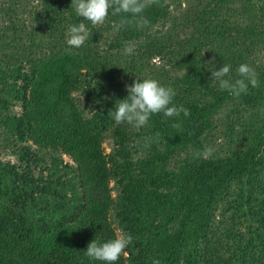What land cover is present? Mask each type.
<instances>
[{"label":"trees","instance_id":"trees-1","mask_svg":"<svg viewBox=\"0 0 264 264\" xmlns=\"http://www.w3.org/2000/svg\"><path fill=\"white\" fill-rule=\"evenodd\" d=\"M71 3L0 5V55L7 54L0 64V264H103L84 251L95 239H115L114 223L132 237L117 264H264V123L245 131L250 112L264 110L263 1L194 0L179 25L159 0L144 12L148 28L119 32L113 25L120 17L93 27ZM80 22L88 37L69 47L67 30ZM127 42L137 46L131 56ZM242 63L259 81L248 94L237 99L211 82L223 64L237 78ZM125 71L134 75L125 86L151 78L173 88L174 105L190 115H153L137 129L117 125L108 113L128 93L115 95L119 82L95 85ZM75 93L90 103L88 112ZM16 104L22 114H8ZM222 108L225 120H215ZM110 129L113 149L106 153ZM207 136L235 149L201 162L180 159L189 148L203 152ZM112 182L120 187L116 198ZM156 185L165 193L152 196Z\"/></svg>","mask_w":264,"mask_h":264},{"label":"clouds","instance_id":"clouds-1","mask_svg":"<svg viewBox=\"0 0 264 264\" xmlns=\"http://www.w3.org/2000/svg\"><path fill=\"white\" fill-rule=\"evenodd\" d=\"M159 0H72L71 8H74L78 17L90 22L93 27L103 25L109 15L118 16L120 20L113 25V31L135 29L144 30L150 26L149 19L144 12ZM89 34L85 22L70 25L66 36L69 47L80 48L84 45ZM135 51L134 44L127 42L124 53L131 56ZM214 63V61H213ZM232 66L223 64L219 70L211 73V82L218 85L219 90L227 91L230 96L239 99L249 92V86L257 88L259 81L257 73L249 64L242 63L236 68L237 78L230 76ZM127 97L117 100L114 108L109 111L108 116L117 125L127 124L135 128H142L148 124L153 115L161 114L168 118L179 117L181 113L185 117L190 111L183 105H174L176 93L173 88L161 85L157 80L151 78H136L133 84L126 85ZM179 124H173L178 128ZM159 133L156 134L159 137ZM206 153L212 149L207 148ZM132 242L131 235L117 236L115 239L99 243L96 239L87 245L85 255L94 261L103 264H117L122 255H127L126 248ZM152 264H161L154 259Z\"/></svg>","mask_w":264,"mask_h":264},{"label":"rangeland","instance_id":"rangeland-1","mask_svg":"<svg viewBox=\"0 0 264 264\" xmlns=\"http://www.w3.org/2000/svg\"><path fill=\"white\" fill-rule=\"evenodd\" d=\"M4 0H0V5H1V7L4 9V5L2 4V2H3ZM30 1V0H29ZM171 1L172 0H165V3L166 4H170V9H172L173 11V14H174V16L173 17H171V18H173V22L175 21L177 24H179V25H182V22H183V17H184V13H182V11L183 10H185L186 9V7H187V5L190 3V5H192L193 4V2H194V0H174V3H176V5H178L180 8H177V9H175L173 6H172V3H171ZM263 1V3H264V0H262ZM175 5V4H174ZM171 11V10H170ZM241 19H238V22L240 21ZM104 25V24H103ZM102 25V26H103ZM101 26V27H102ZM170 28V23H168V25H167V27L165 28V30L164 31H166V30H168ZM2 30H5V27L1 24V22H0V32L2 31ZM111 30H112V26H109L108 27V30L107 31H105L104 33H103V37H109V35H107V33L108 32H111ZM7 32L10 34V35H14V33H12L11 31H8L7 30ZM254 41L256 42V44L258 45L259 44V42H258V39H254ZM101 42H103L102 40H100V43ZM100 43H99V46H101L100 45ZM248 43L246 42V45H247ZM135 48H137V46H135ZM105 49V48H104ZM2 51H0V53H1ZM116 52L115 51H112L111 52V54H115ZM6 55L7 54H2V55H0V64H3L4 62H5V60H4V58L6 57ZM131 64V63H130ZM129 64V65H130ZM156 77V76H155ZM132 80H134V75L132 74V73H129L128 71H125L123 74H121V75H117V74H113V75H111V76H109V77H107V79H105V80H100V79H97V84L95 85V87H107L110 83H118V87H121V88H119V89H117L118 91H117V93H115V95L116 94H120V95H124V94H126L127 93V91H126V87H125V84L126 83H130ZM114 95V96H115ZM73 96H74V98L79 102V104H80V106L85 110V111H89V108H90V103L88 104L86 101H85V99H84V97L83 96H81V95H79V93H75V94H73ZM115 103H116V101L114 100L113 101V103H112V107L111 108H114V106H115ZM235 103H233L232 102V104H230V105H228V106H226L227 108H229V109H231V107L234 105ZM250 113H252L251 114V117H253V119H252V124H250V128H247V129H245V131L246 132H250V129H257V130H263V121H262V119H263V115H264V110L262 109V110H260V112L258 113V112H250ZM250 113H248V114H250ZM8 114H10V115H21L22 114V112H21V108L16 104V105H14V106H12L10 109H9V112H8ZM216 117H215V120H217V119H221V120H225V118H226V113H225V110H224V108H222V109H220L219 110V112L215 115ZM226 124H223L222 125V127H221V129L222 130H225L226 129ZM135 128V127H134ZM2 129V127L0 126V130ZM135 129H137V128H135ZM112 131H113V129H110L109 131H107V132H105L104 134H103V148H104V150H105V152L106 153H109V152H111L112 151V149H113V138H112ZM210 139V136L208 137H204L203 138V142L204 143H209V145H208V147H206V148H204V150H203V152H199L198 150H194V149H191V148H189V149H186L185 150V152L182 154V156L180 157V159H188L189 158V160H190V157L191 156H195L196 158L197 157H200L201 159H200V162L201 161H206V159L210 156L209 154L210 153H206L205 152V150L207 149V148H211L212 149V152L211 153H218V154H220L222 157H226V156H228V149H235V147H226V148H221L219 145H213L212 143H210V142H208L207 141V139ZM258 139H261V137H259ZM221 142L222 141H224V142H226L227 141V139L226 138H224V137H221V140H220ZM220 142V143H221ZM228 148V149H227ZM140 155L141 156H145V154L144 153H140ZM63 158V161L65 162V163H67V164H70V165H73V163L67 158V157H65V156H63L62 157ZM0 159H2V156H1V154H0ZM11 161H15L14 160V158L13 159H11ZM191 161V160H190ZM110 187H111V192H112V196H113V198H116L117 196H118V194H119V192H120V187H119V185H117V183L116 182H112L111 184H110ZM163 188V187H162ZM150 191H151V195L152 196H154L155 194L157 195V196H159V194H162V192H163V189L161 190V189H159L158 188V186L156 185V187H154V186H150ZM159 193V194H158ZM165 192H163V194H164ZM114 226H115V228H116V234H117V236H123L122 235V233H121V231L116 227V224L114 223Z\"/></svg>","mask_w":264,"mask_h":264}]
</instances>
